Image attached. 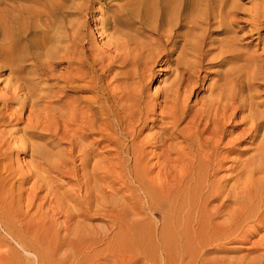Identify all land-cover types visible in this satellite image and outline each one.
<instances>
[{
    "label": "bare ground",
    "instance_id": "1",
    "mask_svg": "<svg viewBox=\"0 0 264 264\" xmlns=\"http://www.w3.org/2000/svg\"><path fill=\"white\" fill-rule=\"evenodd\" d=\"M0 264H264V0H0Z\"/></svg>",
    "mask_w": 264,
    "mask_h": 264
},
{
    "label": "rangeland",
    "instance_id": "2",
    "mask_svg": "<svg viewBox=\"0 0 264 264\" xmlns=\"http://www.w3.org/2000/svg\"><path fill=\"white\" fill-rule=\"evenodd\" d=\"M240 2V1H239ZM244 7H250L249 2H240ZM99 10V9H98ZM214 37H222L221 34H215ZM213 70H209V71H213L210 74L206 75L207 81L206 83L212 81L215 78L214 75V70L216 68H212ZM162 76L159 78V82L156 80L155 82L151 83L149 85V87H151V89L154 88V86H160L163 84L164 80H167L168 77H170L171 73L170 72H162L161 71ZM203 74V73H202ZM204 95V93H200L199 97ZM195 98L193 97V100ZM192 100V101H193ZM152 130L150 131H145L144 133H150ZM246 146H248V143H245ZM91 223V222H90ZM95 225L99 228V227H104L105 223L103 221H95L94 222ZM242 246H222V247H213L212 249L209 250V255L210 256H218V257H224L225 259H239L242 257H253L255 256L258 252L253 251L248 243H239ZM104 246V243L102 242L101 244H99V246H97L98 248H101ZM113 259V258H111ZM105 261V260H103ZM101 261V262H103Z\"/></svg>",
    "mask_w": 264,
    "mask_h": 264
}]
</instances>
